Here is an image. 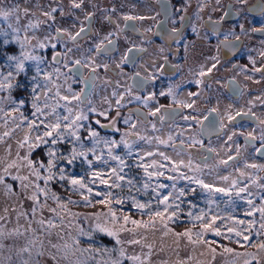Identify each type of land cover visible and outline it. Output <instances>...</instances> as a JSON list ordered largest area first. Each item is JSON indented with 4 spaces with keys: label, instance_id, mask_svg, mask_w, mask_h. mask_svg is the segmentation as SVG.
Masks as SVG:
<instances>
[{
    "label": "flooded vegetation",
    "instance_id": "1",
    "mask_svg": "<svg viewBox=\"0 0 264 264\" xmlns=\"http://www.w3.org/2000/svg\"><path fill=\"white\" fill-rule=\"evenodd\" d=\"M116 1H110L98 13L86 12L77 21L75 30L67 31L75 34L83 26L86 31L80 37L73 41L67 35H60L55 48H46L42 55L44 63L63 67L72 78L74 91L81 94L77 100L79 106L88 111L97 110L89 111V125L113 136H121L124 130L130 129L136 134L133 139L151 137V143L141 140L147 145L157 143V137L167 140L171 135L173 140L167 145L157 143L155 152L163 148L172 161L176 159L174 156L183 160V155H187L199 163L200 157L206 155L210 157L208 163L215 165L231 155L234 159L227 166L218 167H231L238 180L243 178L240 171L246 169L249 175L245 178L251 177L259 195L254 199L264 198V168L259 167L264 165V155L256 151L261 148L264 134V125L260 123L264 119V57L260 56L264 51V32L254 31L264 28V0H219V3L217 0H127L121 5ZM88 13L92 14L90 21L86 19ZM125 15L143 19L125 21ZM182 16L185 19L181 20ZM56 29L54 26L55 37ZM109 33H113L109 37L113 41L110 46L104 40ZM101 41L109 50L97 53L95 46ZM73 48L77 56L64 65L71 53L68 50ZM56 53L60 55L54 59ZM125 56L128 59L121 63ZM75 60L88 66H74ZM213 63L216 67L212 72L200 77L201 68L206 71ZM104 64L108 65L107 69ZM117 64L120 67H116ZM93 67L95 73L91 71ZM197 79L202 83L197 85ZM170 89L173 95L167 94ZM162 92L165 95H161ZM190 92L197 95L189 96ZM137 96L139 100L135 99ZM149 96L152 99L145 105L144 100ZM121 97V104L117 105L116 100ZM177 101L195 103L192 108H184ZM157 108L160 111L151 115ZM212 108L217 112L210 114ZM105 109L107 117L99 114ZM117 111L120 116L116 115ZM237 112L242 115L236 116ZM228 114L235 119L229 121ZM129 115L131 120L125 124L124 117ZM185 116L189 119L185 120ZM205 116H209V120H204ZM113 117L119 131L110 128L103 131L96 124L99 120L107 125ZM221 118L224 128H220ZM196 120L203 123L197 124ZM212 120L215 127L210 126ZM249 133L255 140L249 138ZM230 135L231 141L228 140ZM193 137L202 140L204 147L199 144L187 147ZM221 139L223 142L218 143ZM181 140L185 141V146L177 155ZM209 147L215 152H207ZM166 162L168 167L172 166ZM250 164L258 167L246 166Z\"/></svg>",
    "mask_w": 264,
    "mask_h": 264
},
{
    "label": "rangeland",
    "instance_id": "2",
    "mask_svg": "<svg viewBox=\"0 0 264 264\" xmlns=\"http://www.w3.org/2000/svg\"><path fill=\"white\" fill-rule=\"evenodd\" d=\"M110 1L115 2L116 0H83L80 8H74L72 6L73 0H0V8H11L12 6H18L21 9L20 19L17 21V18L14 15L9 17L7 21L3 18H0V29L4 32L8 33V36L5 37L0 35V72L4 74L9 70L8 65V56H19L21 52L20 44L16 41H13V35L19 37L20 40H23L26 36L31 38L29 42L25 46V50L30 55H35L41 57V61L39 65H37L36 61H25V69L22 73L16 76V81L21 85L19 88H13L11 90V98L15 101L24 100L25 104L20 107L19 112L12 113L11 116H5V112L11 111L15 105L11 104L9 101L4 100L0 107H3L4 112H0V159L10 162L11 160L17 159V152H19L20 156L29 155V158L34 162L43 163V155L47 156L46 162L44 165H47V161L50 158L47 155L49 147L53 148L56 152L57 157H70L72 148L76 147L80 148L82 144L84 149L89 150L87 152V156H78L71 164L67 162L66 159H57L55 161L56 167L52 169L53 172L56 173V177L54 181L56 182L52 184V181L48 182V188L51 192H55L58 196L61 197L62 201H67L69 198L73 201H81V196L78 192H72L70 190V186L68 185L67 180L59 181L60 169H64V174L69 177H84L85 182L88 183L90 179V174L94 171H98L103 173L102 179H109L111 183L115 177L111 176V169L116 168L119 171L121 167L118 161L113 160L109 157V147L105 144V140H115L120 141L123 137L131 144L132 154L128 155V149L125 148L123 143H118L115 148L112 149V154L115 156H120L124 160L123 172L120 175L125 177V180L121 183L124 185L123 189L115 188L108 189L104 185L99 183L97 180L95 183H89V187L93 189L92 197H96L94 194L97 191L105 192L111 190L117 195H134L137 200L141 203L151 202L153 208H155V199H153L155 193L152 192V188L156 187L157 184L163 183L168 187L165 189H157L162 195H167L169 192H173L178 195V190L188 188H196L197 191L195 193L188 194L180 199L183 200L181 207L184 209V212L181 213V219L178 220V223L181 225H185L186 223L191 224L189 218L186 213L189 210V202H192L196 205L195 208L191 209L194 213H198L200 209H204L205 211L209 210V205L207 203V194L202 192L199 187L195 184L189 185L186 180H177L175 181L176 188H172L173 181L166 179L168 175H178V173H168V169L172 166H167V162L163 160L158 154L153 156H144V160H140V156L143 155L144 152L151 151L156 153L155 145L157 143H152L150 145L142 144L141 140L133 139V135H127L128 133H132V130L126 129L123 131L121 136H113L109 134H103L98 131L93 126L89 125V119L82 120L79 123L82 125L78 129V135L80 136L79 142L75 141L71 136H68L63 142H58L56 145L51 144V138H47L49 140L48 144H41L38 148H35L31 153L28 151V145L25 144L23 148L19 147L18 141H22L24 137L29 136L30 143H35V137L46 130L42 124L39 125L38 131H30L27 125V121H23L20 118V114L23 113L25 117L28 119H36L32 116V112L34 109L32 108V94L31 90L34 84L38 82L39 88L38 91L43 89L45 85H47V90L49 91L48 96V104L55 105L59 104L60 106L56 108V113L51 114L47 117H40V119L45 120V122H55L56 114H59L60 117L70 116L72 119H75L77 113L84 112L88 115L89 111L83 109V107L79 106L78 101L76 99H72V96L76 93L74 88L72 87V78L65 73L64 68L61 66H55L52 64L44 63L42 61L43 52L48 47H52L53 44H57V39H46L48 36L55 37L54 35V26L59 27L61 30H66L68 32H73L75 26L77 25V21L81 19L82 15H84L88 11H94L98 13L99 11L104 10ZM222 2L225 0H221ZM246 1V0H244ZM75 2L79 3L81 0H75ZM127 2V0H117L116 3ZM57 8L58 10L53 13L55 17L54 21L49 20L47 23L41 24L40 27L35 29H29L27 32L24 31V26L28 24L29 20L33 23L37 19L44 20L45 17L41 15L43 11H50L51 8ZM27 8L29 10V15H23V9ZM63 13V14H61ZM9 24L13 26L19 27L20 31L18 33H13L12 29L8 27ZM5 39L9 40L8 44H4L3 41ZM38 42H43L45 47L40 48L37 47ZM71 53L67 55L66 60H64V65H66V61L68 59H73L76 57L75 49H71ZM37 66L40 68V75L37 77ZM49 73V80L44 79V74ZM36 77L34 81L32 78ZM23 89H26V95L23 93ZM19 90L22 93H19ZM57 91H59L60 96H67L69 99L62 100L60 97L56 96ZM9 93L0 92V97H6ZM64 105H67L68 108H71L72 111L69 113ZM41 107L43 108V97L41 100ZM45 112L51 113V107L45 108ZM7 121V123H5ZM15 121V122H14ZM39 124V120L36 121ZM17 125H20L17 127ZM89 127L92 130L96 131L99 135L98 137H91L89 135ZM5 131L9 132L8 136H3ZM63 131V128L61 129ZM146 133V129L143 130ZM95 140H99V143H94ZM223 142V139L219 140L218 143ZM220 145V144H219ZM152 146V147H151ZM230 149V148H229ZM232 149V148H231ZM41 150L43 155L38 153ZM159 151H163V148H160ZM158 151V152H159ZM33 152L38 153L33 155ZM157 152V153H158ZM230 153V151H229ZM97 157H100L98 160ZM179 156H174L176 158L173 159L174 162L180 161ZM183 161L185 164L187 163L189 156L183 155ZM157 160L159 163L165 165L163 169H159L165 173L162 177H152L151 180L145 175L143 168L137 167L138 164H150L152 160ZM88 161H91V166ZM19 162V161H18ZM181 172L188 173L192 175L191 172L188 171L187 168L181 166L179 169ZM15 175L17 174L16 169L11 170ZM41 175H47V173L41 169ZM148 171H153L152 168H149ZM205 175H203V179L207 182L215 183L220 187H228L231 184L232 180L237 181V188L244 187L245 185L248 188V191L252 193L251 196H248L247 193L241 194L244 198H236L235 197V189H233V197L232 203H226L228 201L227 196H223L221 194H216L213 199L216 201L215 204L211 206L212 213H219L222 217H227L229 214L235 217L237 220H255L256 224L253 226L254 230L259 229V221L260 216L258 212L253 213L252 216H245L244 213L246 210H249V205L246 203L247 199H251L253 204L256 207H259L261 202L264 201V198L261 200H256L255 195H257V190L252 186V180L250 178H245L249 175V172L244 171L245 175L240 180L234 178V174L232 172L231 167H217L212 171L205 169ZM19 175L28 176L29 179L33 182L30 185V191L28 195L31 194V191L35 190V185H39L40 187H44L43 179L37 180L34 175L31 174V169L27 167H22L18 173ZM220 176H228V181L220 180L218 177ZM128 179H132L135 182V187L132 188L131 192H129V187L126 184ZM8 181L11 182L10 177ZM148 182L150 187L147 190H144L143 184ZM20 182L16 181L14 183L15 191H20ZM54 185V186H53ZM56 186V188H55ZM57 187H61L63 190L66 188L68 190L69 195L64 196L63 191L58 189ZM139 188L140 191L137 192L136 189ZM58 189V191H57ZM84 194H88L86 189L81 190ZM73 193H76L73 195ZM259 196V195H257ZM102 197H97V199H101ZM171 199V198H170ZM39 200L41 203H46L49 207L55 208L56 202L51 199H45L43 195L39 196ZM180 203L179 200L176 201ZM84 204V203H83ZM33 205V201L27 199L26 196H16L7 194L3 188H0V216H3L4 219L0 220V228H2L5 232V235L0 238V244H3V247L0 248V257H7L9 255L12 256V264H24V261H29V264H36V261L39 260L40 264H55V262L48 255L49 252H56V249L50 248L49 241L51 243L63 245L65 242L71 243L70 234L72 236L76 235L75 225H79L83 227L87 231H91V226L89 221L84 220V217L87 215L92 218L93 214L96 212H104L108 211L107 208L101 210L98 209L95 211H91L90 209H85V207L79 208L72 207L73 205H69V208L74 213H79V217L76 219L74 224L71 227L67 226V222L70 217H67L66 213L61 212V215L66 216L64 227H58L55 229H51L49 231H40V225L38 221L40 219H44L45 221L49 218H53L54 214L49 212L47 209H38L35 217L31 212V207ZM117 211L122 210L129 213L133 216L134 219H144L147 220V215H143L136 209L131 207V201L128 200L125 202L123 206L114 205L113 206ZM121 207V208H120ZM126 207V208H125ZM7 209V212L5 211ZM89 212H88V211ZM57 211H60L57 209ZM24 212L27 214V217L21 216L20 213ZM55 222L59 224V220L56 219ZM123 221L121 220V223ZM218 224H223L222 232L227 234V227L234 223L233 220L224 219L223 221H217ZM31 226L35 231H27L26 229ZM109 227H112L109 225ZM126 227L131 228L133 225L128 224ZM169 227L173 229L174 232H178V227L173 226V223L169 224ZM8 233H13L12 235H8ZM97 233L106 236V238L111 239L112 241H104L103 239H99L95 235ZM62 236L63 239L59 237ZM118 238L124 243L117 244L116 238L112 236H108L106 233H102L99 231H95L92 233L91 237L80 236L78 239L81 241V248H92V249H100L99 252H84L81 255L79 252H76L74 255L71 251L68 253V259H61V264H69V261L75 262L79 260L81 264H106V262H110L113 259L117 258L119 248L123 247L125 250V258L122 259L121 264H133L132 261L128 260L126 257L139 255L141 258H144V254L150 255L147 256V259L151 262V264H176L178 260L186 261L187 264H195L196 261H200L201 264H244L245 259L251 260V257H246L244 255H237V253L243 254L245 252L256 253L257 258L264 256V254L258 253L257 249L251 247H242L237 248L234 245L230 246L220 237H215L210 233L207 235V239L209 240H217L218 242H222L234 249L233 253H223L222 249H218L215 258H213L212 254L207 251V249L200 247L199 245L193 247L188 244L187 240H183L177 244L176 237L171 233L168 235H164L163 226L160 223H157L156 229L153 230L151 228L137 229L135 234L130 232H119ZM130 239L141 240L140 244H129L127 243ZM236 238L233 236V241ZM253 241L256 242L260 239H264V236L257 237L255 235V231H253ZM32 241H36L35 246L31 243ZM40 242L43 243V251L45 255L37 256L36 252L40 250ZM245 243L242 241V244ZM151 244L152 249L150 250L147 245ZM28 247L31 250V254L28 252H20L17 254L20 249ZM105 249H112L113 251L106 253ZM204 255H201V253ZM64 252L61 251L57 253L58 259L63 257ZM191 257V259H189ZM251 264H256L255 260H251ZM261 264H264V260H261Z\"/></svg>",
    "mask_w": 264,
    "mask_h": 264
},
{
    "label": "snow or ice",
    "instance_id": "3",
    "mask_svg": "<svg viewBox=\"0 0 264 264\" xmlns=\"http://www.w3.org/2000/svg\"><path fill=\"white\" fill-rule=\"evenodd\" d=\"M83 0L81 2L77 3L75 0H73L72 6L74 8H80ZM217 3H219V0H217ZM58 9L57 8H51L50 11H43L41 13L42 16L45 17L44 20L37 19L35 23H33L31 20H29L28 24L24 26V31L27 32L29 29H35L40 27L41 24L47 23L49 20L55 19L53 16V13H55ZM23 15L27 16L29 15V10L27 8L23 9ZM16 16L17 21L20 19L21 9L18 6H12L11 8H0V18H3L5 21L9 19L12 15ZM63 14V13H61ZM227 15V13H226ZM92 14L88 13L86 14V19L89 21L91 20ZM125 21L129 20H135V19H143V17H133L125 15L123 17ZM185 19L183 16L181 17V20ZM223 19V17L221 18ZM9 28L12 29L13 33H18L20 31L19 27L13 26L12 24L8 25ZM86 31V29L82 26L79 31H77L75 34L68 33L66 30L63 31L60 28L56 29L57 36L52 37L48 36L46 39L52 40L57 39L59 40L60 35H67L68 39H71L75 41L78 37L81 36ZM176 31L175 29L173 30ZM254 31H260L264 32V28L260 29H254ZM0 35H3L5 37L8 36L7 32H4L2 29H0ZM113 35V33H109L108 36L104 37V40L108 41V45H112L113 41L109 39V37ZM13 41H16L20 44L21 52L19 56H8V71L6 74L3 72H0V92H7L9 93L6 97H0V104L3 103L4 100L9 101L11 104L15 105L9 112H5V116H11L14 112H19L20 107L25 104L24 100L15 101L11 98V90L13 88H19L21 85L16 81V76L22 73L25 69V61H36L37 65H39V62L41 61V57L30 55L26 50L25 46L29 42L31 38L25 37L23 40H20L18 36L13 35L12 37ZM239 39V37H237ZM4 44H8L9 40L5 39L3 41ZM37 47L43 48L45 47V44L43 42H38ZM53 48H55V44L52 45ZM96 50L97 53H99L101 50L108 51L109 48L106 47L103 44V41L96 44ZM68 51H71L69 49ZM132 49H129V52H131ZM60 53H56L54 55V59L58 57ZM261 57H264V51L260 53ZM128 57L125 56L124 59L121 61L123 63L125 60H127ZM213 60L216 61V63H219L218 59L213 57ZM74 66H83L87 67L88 64L83 63L81 60H75ZM216 63H213L211 67L205 69L202 67L199 76L204 77L208 73H211L212 70L216 67ZM255 62L253 61V64ZM3 67V66H0ZM103 67L105 69L108 68L107 64H104ZM116 67H120V64H117ZM255 71L259 72L261 71L260 68H255ZM93 73H95L96 68L93 67L91 69ZM78 74V73H75ZM40 75V68L37 66V77ZM139 76V73H137ZM49 73L44 74V79L47 81L49 80ZM250 79V77H247ZM34 81L36 80V77L32 78ZM197 85L202 83V80L197 79L195 81ZM38 82L33 85L31 94H32V108L34 111L32 112V116L36 119H28L23 115V113L20 114V118L23 121H27V125L30 131H38L39 125L42 124L44 128L46 129L42 135L38 134L35 137V143H30V137L25 136L22 141H18L19 147L23 148L25 144L28 145V151L31 153L35 148H38L41 144H48L49 140L47 138H51V144L56 145L58 142H63L68 136H71L75 141L79 142L80 136L78 135V129L82 127V125L79 123L82 120L89 119L88 115L84 112L77 113L75 119H72L70 116H64L60 117L59 114H56L55 122H45V120L40 119V117H47L51 114L56 113V108L60 105L57 103L55 105H49L48 104V96L49 91L47 90V85L44 86L43 89L38 91L39 88ZM83 92V89L81 90ZM168 95H173L172 90L170 89L167 93ZM80 93H75L72 96V99L79 100L80 99ZM113 95H116L114 92ZM161 95H165V93H161ZM189 96L197 95L196 93H189ZM56 96L60 97L62 100H68L69 98L67 96H60L59 91H57ZM43 97V108L41 107V100ZM116 100V104L120 105L121 100ZM135 99L139 100L140 97H135ZM152 99L151 96L147 97L144 100L145 105H147V100ZM260 99V98H258ZM264 102V100H262ZM90 103V101H89ZM195 101L192 102H182L177 101V104H181L184 108H192ZM51 107V113H47L44 111L45 108ZM65 109L71 113L72 109L68 108L67 105H64ZM111 107V105H109ZM90 112H96L97 110L95 108H90ZM160 109L157 108L155 112L150 113L151 115H156L157 112H159ZM0 112H4L3 107H0ZM217 109L212 108L210 109L211 113H216ZM100 115L106 116L108 115L107 109H105L103 112L99 113ZM117 116H120V112L117 111ZM242 115L240 112L236 113V116ZM243 115L247 116L249 113H243ZM161 120L164 119L163 116L160 117ZM185 120H188L189 117L185 116ZM227 119L229 121H232L235 119L231 114L227 115ZM37 120H39V124H37ZM131 120V115L124 117V123L128 124ZM204 120H209V116H205ZM15 122V121H14ZM7 123V121H5ZM197 124H202L203 122L200 120H196ZM260 123L264 125V119L260 120ZM96 124L100 125L102 128H110L113 131H119L118 128H116V118L113 117L109 124H101L99 120H96ZM20 125H17L19 127ZM210 126L215 127V120L210 121ZM132 127H135V124L132 125ZM225 125L223 123V118H221L220 122V128H224ZM63 128V131L61 129ZM153 128H155V124H153ZM262 133H264V130H262ZM9 132L5 131L3 133V136H8ZM89 135L91 137H98V133L89 127ZM127 135H136L135 133H128ZM183 135V133H181ZM139 140H144L147 143L152 142L151 137H145V136H138ZM249 138L252 140H255V136L252 133H249ZM2 139V137H0ZM233 137L230 135L228 136V140L231 141ZM173 137L170 135L167 140H162L160 138H156V141L158 144H164L167 145L169 141H172ZM106 145L109 147V157L113 160L118 161L119 165L121 166L119 168V171H117L116 168L111 169V176L115 177L112 182H109V179H102V175H104L101 172L94 171L90 174V179L88 183L85 182L84 177H69L64 174V169H60V175H59V181H65L67 180L68 185L70 186V190L72 192H78L81 196V201L84 202L85 206H88L92 204V199H90V196L93 194V189L89 187V183H95L97 180H99V183L104 185L108 189H115L120 188L123 189L124 185L121 183L125 180V177L123 175H120L121 172H123V165L124 160L120 156H115L112 154V149L117 146L118 143H123L125 148L128 149V155L132 154V148L131 144L125 140L123 137L120 141L115 140H105L104 141ZM94 143H99V140H95ZM199 144L201 148L204 147L202 140L196 139L195 137L191 138V143L187 145V147L191 148L195 145ZM181 148L177 150V155H180V152L183 150V147L185 146V141H180ZM89 150L84 149L83 145H80V148L77 149L76 147L72 148L71 156L70 157H57L56 152L53 148L49 147L47 155L50 157L47 161V165H44L43 163L34 162L32 159L29 158V155L20 156L19 152H17V159L11 160L10 162L0 159V188H3L7 194L21 196L24 195L27 197V199L33 201V205L31 207V212L33 214V217H35L38 209H47L49 212L53 213V218H49L46 221L44 219H40L38 221L40 227V231H49L51 229H55L58 227H64L66 216L61 215V212L66 213L67 217H70L71 219L68 220L67 226L71 227L76 219L79 217V213H74L70 210L69 205H75L79 203L78 201H73L70 198L67 201H62L61 197L58 196L55 192H51L48 188V182L53 181L56 177V173L52 171L54 167H56L55 161L57 159H66L69 164L73 162L78 156H87V152ZM256 151L260 153L261 155H264V134L261 135V148H257ZM207 152L214 153L215 149L209 147L207 149ZM236 153L239 155L240 149L239 146L236 147ZM158 154L160 157L163 158V160L168 161L170 164H172V167L168 169L169 172L172 173H178V175H168L166 179L173 181L172 188H176L175 181L177 180H186L189 185L195 184L199 187V189L207 194V203L209 205V210L205 211L204 209H200L198 213H194L191 209L195 208L196 205L192 202H189V210L186 213L187 217L189 218V221L191 223L190 227H185L182 232H174L171 227H169L170 223H174L175 221H178L181 219V213L184 212V209L181 207V204L183 203V200H181V197H184L188 194L195 193L197 191L196 188H188L180 189L178 190V195L169 192L167 195H162L157 189H165L168 186L166 184L160 183L157 184L156 187L152 188V192L155 193L153 199H155V208H153L151 202L141 203L139 200H137L136 196L134 195H117L111 190L100 192H95L96 197H102L101 199H97L95 203L97 205H102L108 209L106 213L104 212H96L93 214L92 218L89 216H85L84 220L89 221L91 226V231L85 230L83 227H80L78 224L75 225V231L76 235L72 236L70 234V240L71 243L65 242L63 245L51 243L49 241L50 248L56 249V252H49L48 255L51 257V259L55 262V264H61V259H68V253L69 251L72 252L74 255L76 252H79L81 255H83L84 252H99L100 249H92V248H81L80 244L81 241L78 239L80 236H87L91 237L92 233L95 231H99L102 233H106L108 236H112L116 238L117 244H122L124 241L120 240L118 238L119 232H130L135 234L137 232V229L144 228L148 229L151 228L153 230L156 229L157 223H160L163 226L164 235H168V233H171L173 236L176 237V242L179 244V242L183 240H187L188 244L192 245L193 247L199 245L202 248L207 249L209 253L212 254L213 258H215V255L218 251V249H222L223 253H233L234 249L231 247H228L227 245L223 244L222 242H218L217 240H209L207 239V235L210 233L211 235L215 237H222L224 240H228L229 242H233V236H235L236 239L234 242L236 244H240L242 247H251L257 249L258 253L264 254V239H260L256 242L253 241V231H255V235L257 237L264 236V201L261 202L259 207H256L253 204V201L251 199H247L246 203L249 205V210H246L244 215L245 216H252L253 213L258 212L260 216L259 221V229L253 228V226L256 224L255 220H237L235 217L231 216L230 214L227 217H222L219 213H212L211 206L216 203V201L213 199V197L216 194H221L223 196L228 197V201L226 203H232V197H233V189H235V197L236 198H244L241 196L243 193H247L248 196H251L252 193L248 191L247 186L239 187L237 188V181L232 180L231 184L228 187H220L217 186L215 183L207 182L205 179H203V175H205V169H208L209 171L214 170L219 165L227 166L229 164V161H232L234 159L233 156L228 155L227 159H220L218 161V164L210 165L208 163L210 157L209 156H202L200 157L199 163L194 162L191 156H189V159L187 163L183 160H180L178 162H174L171 160V158L163 151H159L158 153H153L151 151L144 152L143 155L140 156V160H144V156H153ZM99 160L100 157H97ZM19 161V162H18ZM89 165L91 166V161H88ZM183 166L188 169L189 172L192 173V175H189L188 173L181 172L179 169ZM247 167L256 168L258 165L256 164H250L246 165ZM22 167H27L31 169V174L36 177L37 180L43 179L44 181V187H40L38 184L35 185V190L31 191V194L28 195L30 191V185L33 184V182L29 179L28 176L19 175V171ZM137 167L143 168L145 175L148 177L149 180L152 179V177H162L165 175L163 171H160L159 169H163L165 167L164 164L159 163L157 160H152L150 164H144L140 163L137 165ZM259 167L264 168V165H259ZM149 168H152L153 171H148ZM12 169H16L17 174L12 173ZM41 169H43L47 175L42 176L41 175ZM237 171H240V169H237ZM240 175L244 176L245 173L243 171H240ZM10 177L11 182L8 181V178ZM220 180L228 181V176H220L218 177ZM16 181L20 182V191H15L14 183ZM127 186L129 187V192H131L132 188L135 187V182L132 179H128L126 181ZM150 187V184L148 182H145L143 184L144 190H147ZM86 189L87 193L89 195H85L81 190ZM137 192L140 191L139 188L136 189ZM43 195L45 199H51L56 202V207L51 208L46 203H41L39 200V196ZM171 198V199H170ZM131 201V207L133 209L138 210L142 216L147 215L148 219H134L132 215L122 210L117 211L113 206L114 205H120L123 206L126 201ZM179 200L180 203H177L176 201ZM59 209L60 211H57ZM7 212V209H5ZM21 216L27 217V214L24 212L20 213ZM230 219L233 220L234 223L227 227V234L222 232V228L224 225L218 224L217 221H223L224 219ZM4 217L0 216V220H3ZM59 220V224L55 222V220ZM121 220L123 221L121 223ZM131 224L133 227L128 228L126 225ZM111 225L112 227H109ZM27 231H35V229H32L31 226H29ZM13 233H8V235H12ZM5 235V232L2 228H0V238H2ZM60 239H63L62 236L59 237ZM242 241L245 242L242 244ZM33 246H35L36 241L31 242ZM129 244H140L141 240L137 239H130L127 241ZM3 247V244H0V248ZM147 247L151 250L152 245L148 244ZM61 251L64 252L63 257L59 258L57 257V253H60ZM106 253L113 251L112 249H105ZM20 252H28L31 254V250L28 247H25L23 249H20L17 253L19 255ZM37 256H43L45 255V252L43 251V243L40 242V250L36 252ZM150 255V252L148 254H144V258L142 259L139 255H133L126 257L128 260L132 261L133 264H151V262L147 259V256ZM201 255H204L202 252ZM237 255H244L246 257H251V260H255L256 264H261V260H264V256H261L260 258H257L256 253L251 252H245L243 254L237 253ZM125 258V250L123 247L119 248L118 255L116 259L111 260L110 262H106V264H121L122 259ZM191 259V257H189ZM251 260L245 259L244 264H251ZM0 264H12V256L9 255L7 257H0ZM24 264H29V261L25 260ZM36 264H40L39 260L36 261ZM69 264H73V262L69 261ZM75 264H81L79 260L75 262ZM176 264H187L186 261L178 260ZM195 264H201L200 261H196ZM210 264V262H209Z\"/></svg>",
    "mask_w": 264,
    "mask_h": 264
},
{
    "label": "trees",
    "instance_id": "4",
    "mask_svg": "<svg viewBox=\"0 0 264 264\" xmlns=\"http://www.w3.org/2000/svg\"><path fill=\"white\" fill-rule=\"evenodd\" d=\"M26 89H23V93H24V95H26ZM19 93H22L20 90H19ZM38 153H40V155H43V153L41 152V150L38 152ZM38 153H35V152H33V155H36V154H38ZM44 157H43V163L45 164V162H46V158H47V156H45V155H43ZM53 183H55L56 184V182L53 180L52 181V184ZM54 186V185H53ZM55 188H56V186H55ZM58 189H60L61 191H63V194L62 195H64V196H68L69 195V193L70 192H68V190L66 189V188H64V190L61 188V187H57ZM58 189H57V191H58ZM76 193H73V195H75ZM85 195H89V194H85ZM69 196H71V195H69ZM77 196H80V193H79V195L77 194ZM90 199H92V204H90V205H88V206H85V204H83L84 202H80V203H77V204H75V205H73L72 207L74 208V207H76V208H79V210H82L81 209V207H85V209H90L91 211H93L94 209H95V211L96 210H98V209H101V210H103V209H105L106 207H104V206H102V205H97L96 203H95V201L97 200V197H92V196H90ZM121 208V207H120ZM126 208V207H125ZM88 211V210H87ZM89 212V211H88ZM173 226H175V227H178V228H175V229H177V231L178 232H182L183 230H184V228L185 227H190L191 226V224H188V223H186L185 225H181V224H179L178 223V221H175L174 223H173ZM96 237H98L99 239H103L104 241L106 240V241H112L111 239H107L106 238V236H104V235H101V234H99V233H97V235H95ZM220 238H222V237H220ZM224 240V239H223ZM225 241V243H227L228 245H230V246H235V247H237V248H242V246L240 245V244H236L234 241L233 242H229L228 240H224Z\"/></svg>",
    "mask_w": 264,
    "mask_h": 264
},
{
    "label": "water",
    "instance_id": "5",
    "mask_svg": "<svg viewBox=\"0 0 264 264\" xmlns=\"http://www.w3.org/2000/svg\"><path fill=\"white\" fill-rule=\"evenodd\" d=\"M70 72L72 73V74H74L75 76H78V74H75L76 73V71H74L73 69H70ZM102 128V127H101ZM108 128H103V131L104 130H107Z\"/></svg>",
    "mask_w": 264,
    "mask_h": 264
}]
</instances>
